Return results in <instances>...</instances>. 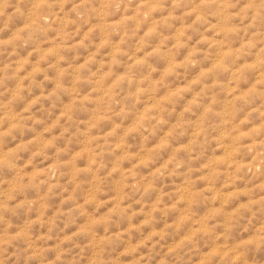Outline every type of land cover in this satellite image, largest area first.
Returning a JSON list of instances; mask_svg holds the SVG:
<instances>
[{
    "label": "rangeland",
    "instance_id": "rangeland-1",
    "mask_svg": "<svg viewBox=\"0 0 264 264\" xmlns=\"http://www.w3.org/2000/svg\"><path fill=\"white\" fill-rule=\"evenodd\" d=\"M0 264H264V0H0Z\"/></svg>",
    "mask_w": 264,
    "mask_h": 264
}]
</instances>
